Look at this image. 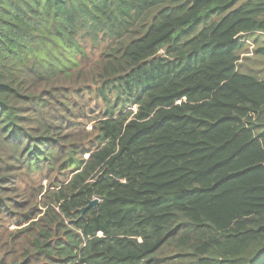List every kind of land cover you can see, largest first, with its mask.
Listing matches in <instances>:
<instances>
[{
	"label": "trees",
	"instance_id": "16d2710c",
	"mask_svg": "<svg viewBox=\"0 0 264 264\" xmlns=\"http://www.w3.org/2000/svg\"><path fill=\"white\" fill-rule=\"evenodd\" d=\"M250 39L264 0H0V264H264Z\"/></svg>",
	"mask_w": 264,
	"mask_h": 264
},
{
	"label": "rangeland",
	"instance_id": "374dc122",
	"mask_svg": "<svg viewBox=\"0 0 264 264\" xmlns=\"http://www.w3.org/2000/svg\"><path fill=\"white\" fill-rule=\"evenodd\" d=\"M250 44L246 46V53L242 55L241 67L244 69V72H252L259 76L260 78H264V56H256L254 49L255 44L252 42V39L248 40ZM45 184V182H44Z\"/></svg>",
	"mask_w": 264,
	"mask_h": 264
},
{
	"label": "water",
	"instance_id": "95a60500",
	"mask_svg": "<svg viewBox=\"0 0 264 264\" xmlns=\"http://www.w3.org/2000/svg\"><path fill=\"white\" fill-rule=\"evenodd\" d=\"M98 203H99V200H98V199H94V200L89 201V202H88V206L80 210V212H81V214H82V217L84 216L85 212H86L89 208H91V207L96 208L97 205H98Z\"/></svg>",
	"mask_w": 264,
	"mask_h": 264
}]
</instances>
